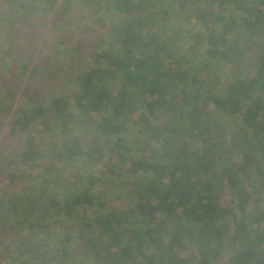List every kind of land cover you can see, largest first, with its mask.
<instances>
[{"label":"trees","instance_id":"trees-1","mask_svg":"<svg viewBox=\"0 0 264 264\" xmlns=\"http://www.w3.org/2000/svg\"><path fill=\"white\" fill-rule=\"evenodd\" d=\"M3 125L18 152L0 148V183L22 190L0 205L29 218L15 252L45 218L74 241L39 257L44 233L13 264H264V0H0ZM43 132L61 137L51 156ZM228 142L241 159L218 154ZM110 158L115 197L95 177Z\"/></svg>","mask_w":264,"mask_h":264},{"label":"rangeland","instance_id":"rangeland-1","mask_svg":"<svg viewBox=\"0 0 264 264\" xmlns=\"http://www.w3.org/2000/svg\"><path fill=\"white\" fill-rule=\"evenodd\" d=\"M92 18H93V16H92ZM87 23L88 24H83V23L80 24L79 23V24L76 25L75 29L76 30L78 29L77 31H81L83 29H87L88 25L91 24L90 17L88 18ZM44 27L49 29V30L51 29L50 26H49V22L47 24H44L43 28ZM63 30L64 29L60 30L59 32H63ZM86 33L87 32H85L84 34L87 37ZM46 42L44 44L43 43L38 44L37 48L35 49V52L33 51V53L34 54H37L39 52L43 53L44 51H42V49H43V46L46 45ZM5 65L9 66V62H7ZM18 72H21L19 68H16L15 70H12V71H11V69H9V73H11V74L12 73L13 74H17ZM29 76H30V70L28 69L27 74H25L21 78L20 84L19 83L17 84V86H18L17 97L15 99V102L13 103L14 107L12 108L11 114L14 111L15 107L20 106V104H22V102L24 101V97L22 96L24 87L26 85L29 88H31V87L33 88L34 87V84H32V82H29V78H28ZM41 78H43V77H41ZM54 80H52V81L55 82V84H54V86L56 85L55 87H58V85H60L61 88H64L66 90V88L63 87V84H62V83L65 82L63 80H67L65 77L63 79L57 80L58 82H56V80L55 81ZM39 81H41V83L43 81V83L45 82V83H48V84L50 82V80H47L48 81L47 82L45 79H40ZM42 84L39 85V86H43L44 88H46V86H44ZM8 120H9V117L6 118L5 123L8 122ZM5 130H6V126L3 125L2 129H1L2 132H0V141L1 140H4V141L0 142L1 143L0 144V148L4 149L3 150V154H5V155H10L11 154L12 156L15 157V155L10 152V149L12 150V147H15L16 141L15 140L14 141H9L8 140L9 134L4 135V131ZM44 130L48 131L49 133L51 131H53L51 129L50 130L44 129ZM48 132H43V134H39L41 140H42V138L48 137V139L45 142L39 141V144H41L40 147H41V150L43 152L42 154L47 155V156H51L50 152L54 148H55V151H56L57 147L60 145L61 137L60 136L58 137V135H50V134H48ZM41 135H43V136H41ZM222 139H223V141L227 142L226 136L224 138H222ZM14 149L16 150V152H18V148L15 147ZM111 151H112V154H114V155L117 152L114 147L111 148ZM216 151H219L218 154L223 159H225V160H227L229 162H231V160H233L234 162L237 160L236 158H237L238 154L236 156L233 153L229 152V142L225 143V144L223 143V145H221L219 150H216ZM233 151L236 152L234 149H233ZM16 152H14V153L16 154ZM106 152L108 153V151H106ZM0 155H2V153H0ZM108 155L111 156L110 153ZM217 157H219V156H217ZM240 157H241V155L238 156V159H241ZM10 159H12L11 156H10ZM107 159L108 158H106V160ZM219 160H221V159H219ZM117 161L118 160L116 158H114V159L110 158V160L108 162V165L105 166L103 163H101V164H99V166H97V168H95V171H96L95 177L98 178L100 176V179H101V180H99L101 183L99 182L98 186L100 188L104 189L106 192H108L107 194L110 193V195L114 196V197L120 195L121 188H122V186H120V185L122 183H124V181L126 179L125 176H124L123 178H121L119 183L116 182L115 179H116V177H118V175L120 173H119L118 168H116V167L113 168V163L116 164V163H118ZM253 166H256V164H252V166H250V167H253ZM250 170H252L251 172H253L254 168H250ZM37 172L38 171L35 172V175H31L29 178L36 179ZM89 174H92V171H89ZM89 174H88V172L86 174V179H88V180H89V178H91V177H88ZM25 177H28L27 173H26ZM86 181L87 180L84 179L82 181V185H79V186H76V187H73V188L82 189L83 190L84 188H86V186H85ZM110 182H112V185L110 186V188H108ZM17 185H18V183L17 184H9V185L5 186L3 183H0V196H2L4 192H8V191H11V193L13 195L12 198H11V201H10V205L14 204L15 201L13 199L17 198V196H19V193L22 190L21 186L17 187ZM98 186L95 185V188H97L96 191H99V187ZM261 190H262V195L255 194V196L262 197L261 206L264 207V190L263 189H261ZM5 216H6V220H4L2 222V225L0 226V264H13L14 261H15V263H17L16 260L20 261V262H23V258H30V255L25 254L28 250H30V252L33 253L32 256L33 255H37L36 252L41 251V249H40V247H41L40 241L43 238L44 233H45V239H42L43 240L42 242H43V244H49V246L47 247V249L43 250V253L41 255H39V257L47 256V258H49L51 256V254L55 253L54 251H56L57 249H61V250L68 249V251H71L73 249V247H74V241H73V243H71L70 241H66L65 238L63 237V235L65 234L64 230L66 228L65 222L60 224V226H62V228L57 226L58 227L57 230H55V231L53 230L52 231V229H53L52 222L49 219L45 218L44 220L40 221L42 229H40L36 233L37 236L32 238V239L30 238L28 241L23 242L25 244L24 249H23V247L19 248L20 250H22V253H20V252L16 253L15 252L16 243H18L17 240L19 238L18 237L15 238V236L12 235V233L13 234H22V235L27 234L28 230L26 232H25V230L27 228H29V226H28L29 218H26V219L24 218L22 221H20L22 219V217L20 215L9 214L8 206H3V204H2V205H0V221H2V219ZM26 220H28V223L25 222ZM18 222H20L22 224L20 225ZM47 223H49L50 225L47 224ZM45 224H47V225H45ZM71 226H72V229H71V232H70L71 233L70 238H71L72 235L73 236H78L79 235V233H78V231H79L78 222L77 223H75V222L73 223L72 222ZM59 232H61L60 235H59ZM93 236L94 237L95 236L98 237L99 236V231L95 232ZM230 246H232V245H230ZM20 254H24V256H22L23 258H21L19 260L18 256H20ZM76 258L80 262V254ZM7 260H10V262H7ZM88 260L89 259H86L81 264H94L93 262H91V261L89 262ZM74 264H76V263H74ZM220 264H230V258L228 257V255H224L223 256V258L220 261Z\"/></svg>","mask_w":264,"mask_h":264}]
</instances>
